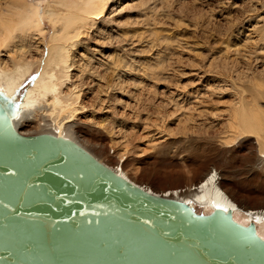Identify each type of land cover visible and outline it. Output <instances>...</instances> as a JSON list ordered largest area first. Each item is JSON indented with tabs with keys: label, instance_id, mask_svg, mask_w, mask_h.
<instances>
[{
	"label": "rangeland",
	"instance_id": "374dc122",
	"mask_svg": "<svg viewBox=\"0 0 264 264\" xmlns=\"http://www.w3.org/2000/svg\"><path fill=\"white\" fill-rule=\"evenodd\" d=\"M20 7L0 0V19L19 21ZM45 30L15 25L0 51L4 71L36 65L19 101L43 69L47 22ZM82 36L61 89L80 96L69 123L78 141L155 192L184 189L216 169L236 199L264 207L256 136L232 128L242 104L264 109V0H111ZM40 123L21 131L42 133Z\"/></svg>",
	"mask_w": 264,
	"mask_h": 264
},
{
	"label": "water",
	"instance_id": "95a60500",
	"mask_svg": "<svg viewBox=\"0 0 264 264\" xmlns=\"http://www.w3.org/2000/svg\"><path fill=\"white\" fill-rule=\"evenodd\" d=\"M2 93L0 264H264L255 223L155 194L72 139L21 134Z\"/></svg>",
	"mask_w": 264,
	"mask_h": 264
},
{
	"label": "bare ground",
	"instance_id": "6f19581e",
	"mask_svg": "<svg viewBox=\"0 0 264 264\" xmlns=\"http://www.w3.org/2000/svg\"><path fill=\"white\" fill-rule=\"evenodd\" d=\"M109 1L111 0H43L35 4L28 0H18L21 4L19 8L21 11L20 20L16 21L9 16L0 19V51L6 47L8 34L14 33L15 25H19L22 30H27L30 35L37 33L39 36L45 35L46 22L52 27L47 49L42 54L43 69L20 101L15 96L33 73V63L22 65L19 62L16 64V68L11 71H4L0 68V89L8 96L14 97L21 109L19 117L14 121L16 129L21 134H23L21 127L30 122L39 121L43 129L42 133H52L72 139L90 151L77 140L74 135V125L69 124L75 120L78 111H80L78 106L80 96L76 94L75 100L68 99L62 94L61 89L64 79L69 78L72 49L77 45V40L83 37L85 32H89L97 20L102 18ZM236 113L239 124L235 122L237 125L234 124L232 128L241 135L256 136L255 144L259 148L260 157L258 162L264 169V136L262 135L264 132V109L249 111L242 104ZM91 153L103 162L98 155ZM112 168L135 183L119 164ZM222 179L223 177L216 169H210L203 174L197 184L184 189L155 192L149 187H144L155 194H163L189 203L198 212L204 214L211 213L215 208L231 209L238 222L245 225L255 223L258 234L264 238V207L246 203V199L240 202L223 187Z\"/></svg>",
	"mask_w": 264,
	"mask_h": 264
},
{
	"label": "snow or ice",
	"instance_id": "6c2138e0",
	"mask_svg": "<svg viewBox=\"0 0 264 264\" xmlns=\"http://www.w3.org/2000/svg\"><path fill=\"white\" fill-rule=\"evenodd\" d=\"M8 103H10V101H8L6 97H3L2 90H0V111H3Z\"/></svg>",
	"mask_w": 264,
	"mask_h": 264
}]
</instances>
